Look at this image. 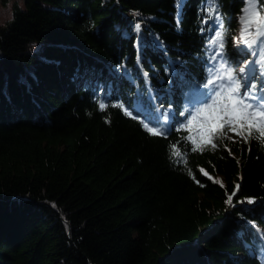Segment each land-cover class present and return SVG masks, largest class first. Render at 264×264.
Returning <instances> with one entry per match:
<instances>
[{
	"label": "trees",
	"instance_id": "1",
	"mask_svg": "<svg viewBox=\"0 0 264 264\" xmlns=\"http://www.w3.org/2000/svg\"><path fill=\"white\" fill-rule=\"evenodd\" d=\"M183 4L178 23L176 0L13 3L0 25V264H264V143L224 128L212 148L198 123L179 130L221 62L205 0ZM218 4L223 58L264 85L259 48L233 40L245 0Z\"/></svg>",
	"mask_w": 264,
	"mask_h": 264
},
{
	"label": "snow or ice",
	"instance_id": "2",
	"mask_svg": "<svg viewBox=\"0 0 264 264\" xmlns=\"http://www.w3.org/2000/svg\"><path fill=\"white\" fill-rule=\"evenodd\" d=\"M205 4L208 19L214 20L217 26L214 29L215 35L209 38V43L215 46L216 52L210 59L215 61L219 58L221 62L215 68V72L212 68L208 69L211 75L201 86L207 90L201 91L198 97H194L189 105H186L185 111L181 112L186 123L181 124L179 130L191 134L192 126L198 123L201 139L210 144L212 148L217 146L213 143V139L224 128L241 135L246 141L255 138L264 143V85L259 84L257 78L252 75L253 69L248 66L249 62L246 61L244 66L236 70L227 59L223 58L227 29L224 28L222 16L218 11V0H205ZM183 6V0H176L178 23L179 11ZM239 20L240 33L238 37H233V40L238 45L243 44L248 48L257 46L261 53V61L258 62H264V5H261V0H245V7L241 10ZM135 28L139 33L141 25L136 24ZM112 106L124 107L123 105ZM106 107L105 103L99 104L101 111ZM124 110L126 115H131L128 109ZM164 115L165 119L171 118V114L165 113ZM144 127L153 136L165 135V132L159 128L149 127L147 124ZM245 130L247 135H245ZM253 132L256 133L255 136ZM191 142L196 145L195 139ZM192 150L203 149L193 147ZM173 155H179V153L174 152ZM249 203L252 201L249 200Z\"/></svg>",
	"mask_w": 264,
	"mask_h": 264
},
{
	"label": "rangeland",
	"instance_id": "3",
	"mask_svg": "<svg viewBox=\"0 0 264 264\" xmlns=\"http://www.w3.org/2000/svg\"><path fill=\"white\" fill-rule=\"evenodd\" d=\"M15 2L23 8V0H9L5 5L0 2V25L5 24L12 18V7Z\"/></svg>",
	"mask_w": 264,
	"mask_h": 264
}]
</instances>
